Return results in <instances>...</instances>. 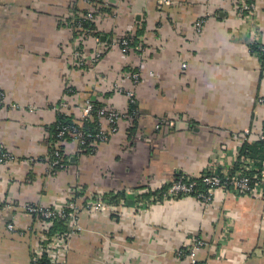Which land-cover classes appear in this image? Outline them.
<instances>
[{"label": "crops", "instance_id": "1", "mask_svg": "<svg viewBox=\"0 0 264 264\" xmlns=\"http://www.w3.org/2000/svg\"><path fill=\"white\" fill-rule=\"evenodd\" d=\"M252 1L254 12L243 17L233 0H170L161 9L157 0H101L107 9L95 29L108 46L78 67L71 19L88 9L85 1L0 0V144L15 156L0 165V264H31L40 236L50 238L24 204L75 200V229L55 251L56 263L187 264L178 251L200 237L202 264H264L261 195L219 190L209 205L194 196L164 199L168 190L158 201L141 197L178 173L196 177L217 162L233 167L242 143L257 142L264 68L249 44L264 45V0ZM135 33L127 53L112 45ZM80 44L84 53L96 48L92 38ZM129 71L140 73L134 86L123 77ZM131 87L136 121L124 95ZM89 97L121 111L119 130L93 151L66 141L67 164L52 172L51 127L59 112L81 116ZM157 120L165 121L160 128ZM88 193L112 208L86 209Z\"/></svg>", "mask_w": 264, "mask_h": 264}, {"label": "built area", "instance_id": "2", "mask_svg": "<svg viewBox=\"0 0 264 264\" xmlns=\"http://www.w3.org/2000/svg\"><path fill=\"white\" fill-rule=\"evenodd\" d=\"M87 5L88 9L80 13H73L71 19V28L74 30V41L75 47L73 50L74 62L78 67H81L90 62H96L100 58L102 52L108 46L107 41L102 39L101 35L95 29V24L101 19V14L104 9H107V3L96 4L98 0H83ZM235 4V10L241 16H250L254 12L255 6L252 0H233ZM96 4V5H95ZM170 4V0H157V7L159 9ZM91 23L92 25H85ZM202 20L195 23L197 30L201 27ZM92 38L96 43V48L91 54L84 53L81 44L84 40ZM111 43V42H110ZM112 45L120 47L123 53H127L131 49V40L126 36H123L117 40L113 39ZM252 46H257L261 54L264 55V45L253 40L249 44V50L254 52L251 48ZM264 68V59L261 60ZM182 67H185V63H182ZM123 77L127 78L131 83L136 85L140 80V73L137 71L124 72ZM112 88L118 90V92L123 91V87L118 83H113ZM125 98L128 103L134 104L136 102V95L134 89L131 87L124 92ZM258 101L264 104V96L259 97ZM97 101L93 97L86 98L82 108H81V118L92 119L93 115L98 120V132L95 135H91L78 127L61 125L57 128L55 134L56 140L53 143V148L51 149V154L49 155V168L52 172L56 170L63 169L66 166V159L64 152L60 148L67 140L66 135L71 137V141L77 144V148L82 151L87 148L93 150L96 145L108 141L111 134L116 133L119 130V123L123 119L122 113L115 107L102 105L98 106ZM3 104V97L0 93V107ZM65 107V104H57L56 108L61 109ZM129 112V111H128ZM134 111L130 112L133 116ZM156 128H160L165 121L157 120ZM170 126H173L174 120H169L167 122ZM90 138V141L88 140ZM258 140L264 142V123L262 130L258 135ZM15 156L3 148L0 144V165L9 163V161H14ZM27 163L33 162L32 158H27ZM239 161V166L236 171H231V168H226L220 166V163H214L208 165V167L196 177H189L183 173H178L169 182L171 187L166 192V197L164 199L183 197V196H194L204 205H209L212 201L213 196L216 191L223 190L225 192H232L242 195H261L264 199V164L259 165L253 158L249 156L239 155L237 153V158L235 162ZM195 179L200 180L204 186H206L205 192H199L192 195L195 191ZM80 191V189H78ZM80 193V192H78ZM114 195H111L112 197ZM85 198L84 207L89 210H100L105 208H112V204L109 203V199L98 194V193H88V195L83 196ZM79 198V197H78ZM77 198V199H78ZM155 199V197H153ZM123 203V200H121ZM24 208L31 214H40L43 221H40L42 232L48 230V226L52 223L51 221L58 217L63 219L65 225L68 229V234L75 229L77 213L80 210L77 200L73 203L64 204L61 206H47L40 207L35 204H24ZM45 220V221H44ZM7 228L13 230L15 228L14 222L8 223ZM66 237L60 232L51 235L47 238L45 235H41L39 238V243L35 246L32 252L31 264H47L44 262L43 254L46 255L48 262H54L55 251L60 250L65 246ZM205 245V241L200 237H195L190 245L181 248L178 251L179 256H183L187 259V264H201L197 259V250Z\"/></svg>", "mask_w": 264, "mask_h": 264}, {"label": "trees", "instance_id": "3", "mask_svg": "<svg viewBox=\"0 0 264 264\" xmlns=\"http://www.w3.org/2000/svg\"><path fill=\"white\" fill-rule=\"evenodd\" d=\"M95 3L99 4V5L102 4L101 0H98ZM75 12L76 13H80L81 11H78L77 9H75ZM85 25H92V24L91 23H87ZM137 35L138 34H136V33L133 34V35H125L127 38H129L131 40V45L130 46L133 47V48L136 45V42L138 40V36ZM251 48L253 49L252 51L254 52V54H256L257 57H259L261 60L264 59V55L261 54V52H260V50L258 49L257 46H252ZM106 51H108V50H106ZM261 65L263 67V63H261ZM96 103H97L98 106H102L103 105L102 103H100L98 101ZM127 108H128L129 113L131 111H134V110L136 111V109H137L136 108V102L134 104L133 103L132 104L128 103V107ZM136 119H137V116L135 115V113H133V120L136 121ZM61 125L75 126V127H78L79 129H81V130H83V131H85L87 133H90L91 135H95V133L98 132V127H99L98 120L95 117V115H93L92 119H83V118H81V116H77L75 114H71V113L70 114H66V113H63V112H59V114L57 116V121L51 127V138H52L53 142L56 140L55 134L57 132V128L59 126H61ZM65 139L67 141H71V137L69 135H66ZM88 140L90 141V138ZM52 145H51V148H53ZM61 147L62 146H60V148ZM93 150L87 148V149L82 150V151L86 152V151H93ZM51 151L52 150H50L49 154H51ZM238 152H239V155H244V156L246 155V156H249L251 158H258L259 160L260 159L263 160L264 159V142L261 141V140H257V142H255L253 144H249V143L244 142L240 146ZM65 162L67 163V160ZM238 166H239V161H236L234 163V166L231 168V171L232 172L236 171L238 169ZM195 182H196L195 191H194V193H192V195H195L196 193H199V192H205L206 191V186H204L203 183L200 180L195 179ZM170 187H171V183H168V184L162 186V188H161L162 190L160 192H158V190H154V191L148 190V192L143 193L141 195V197L142 198L155 197V201H158V200H160V196L164 195L165 192ZM78 195L79 194L76 193L75 196L78 197ZM121 195H122V193H117L115 195V199L117 197L121 196ZM34 215L40 216V214H34ZM51 222L52 223L48 226L47 233H49L50 236H51L52 234L60 232L61 234H63L66 237V234L68 233V229H67V227L65 225L64 220L56 217ZM42 260L44 262H47V264H59V263H56V262H50L49 263L45 254H43V259Z\"/></svg>", "mask_w": 264, "mask_h": 264}]
</instances>
